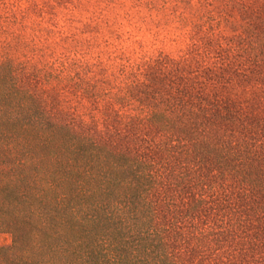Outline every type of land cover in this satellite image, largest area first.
Returning <instances> with one entry per match:
<instances>
[{"label":"trees","instance_id":"trees-1","mask_svg":"<svg viewBox=\"0 0 264 264\" xmlns=\"http://www.w3.org/2000/svg\"><path fill=\"white\" fill-rule=\"evenodd\" d=\"M163 1L139 59L0 7V264H264V0Z\"/></svg>","mask_w":264,"mask_h":264},{"label":"rangeland","instance_id":"rangeland-1","mask_svg":"<svg viewBox=\"0 0 264 264\" xmlns=\"http://www.w3.org/2000/svg\"><path fill=\"white\" fill-rule=\"evenodd\" d=\"M29 1L1 0L0 7L7 4L11 10V7L15 9L19 5L28 4ZM35 1L47 12L43 13L45 17L50 14L48 11L57 12L64 27H81L85 22H90L92 27L96 26L101 32L98 39L92 38L96 34L93 29L87 28L83 32V35L86 33L90 37L95 50L102 48L108 52L131 48L128 54L132 59H139L156 55L160 51L180 54L186 50L190 41L188 26H181L179 21H171L168 15H162L163 0ZM191 1L195 6L199 4L198 0ZM169 5L167 4L168 7ZM53 28L62 30L60 26ZM11 240V232L0 229V245H8Z\"/></svg>","mask_w":264,"mask_h":264}]
</instances>
